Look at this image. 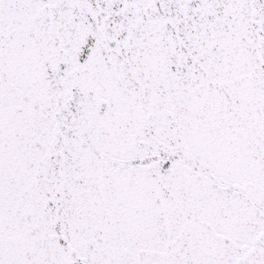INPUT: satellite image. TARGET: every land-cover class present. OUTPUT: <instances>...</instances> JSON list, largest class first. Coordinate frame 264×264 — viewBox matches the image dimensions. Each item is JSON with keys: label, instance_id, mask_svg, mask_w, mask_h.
<instances>
[{"label": "snow or ice", "instance_id": "snow-or-ice-1", "mask_svg": "<svg viewBox=\"0 0 264 264\" xmlns=\"http://www.w3.org/2000/svg\"><path fill=\"white\" fill-rule=\"evenodd\" d=\"M0 264H264V0H0Z\"/></svg>", "mask_w": 264, "mask_h": 264}]
</instances>
